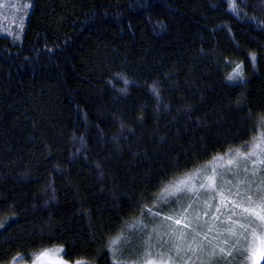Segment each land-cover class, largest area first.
<instances>
[{
	"label": "trees",
	"instance_id": "obj_1",
	"mask_svg": "<svg viewBox=\"0 0 264 264\" xmlns=\"http://www.w3.org/2000/svg\"><path fill=\"white\" fill-rule=\"evenodd\" d=\"M3 1L2 264H113L126 223L260 128L264 0Z\"/></svg>",
	"mask_w": 264,
	"mask_h": 264
},
{
	"label": "rangeland",
	"instance_id": "obj_2",
	"mask_svg": "<svg viewBox=\"0 0 264 264\" xmlns=\"http://www.w3.org/2000/svg\"><path fill=\"white\" fill-rule=\"evenodd\" d=\"M247 145L176 180L163 194L184 191L151 210L157 216L147 212L126 223L108 244L112 263L244 264L246 254V264H258L264 257V129L259 128ZM254 150L257 155L242 158ZM138 220L146 230L134 227ZM31 254H17L5 264H94L67 261L58 245Z\"/></svg>",
	"mask_w": 264,
	"mask_h": 264
},
{
	"label": "snow or ice",
	"instance_id": "obj_3",
	"mask_svg": "<svg viewBox=\"0 0 264 264\" xmlns=\"http://www.w3.org/2000/svg\"><path fill=\"white\" fill-rule=\"evenodd\" d=\"M233 11H238V9L236 8L235 5H232V9ZM257 124L260 128L264 129V117H261L258 121H257ZM244 147H248L247 144L244 145ZM255 147H259L258 145H256ZM257 155L256 151L254 150L253 152H251L248 156H245V157H242L243 159L247 160V159H250L251 156H255ZM261 163H264V161H261ZM184 189H177V191H174V192H168L167 195L165 196L163 193L161 194V196L159 197V201L160 202H163V203H167L168 202V197H176L177 196V192H183ZM162 210V209H161ZM149 215L155 217L158 215V213H154L151 211V209L148 210V213ZM166 219H171V217H167ZM261 219H264V217H261ZM177 224L180 223L179 220L176 221ZM134 227L136 228H139L140 230H146L147 228V225H144L142 224V221L138 220L135 222L134 224ZM155 231V230H153ZM177 251H179V248H177ZM161 258H163L161 256ZM171 259V257H170ZM149 264H151V262L149 261Z\"/></svg>",
	"mask_w": 264,
	"mask_h": 264
}]
</instances>
